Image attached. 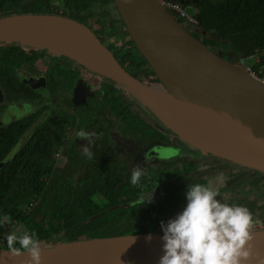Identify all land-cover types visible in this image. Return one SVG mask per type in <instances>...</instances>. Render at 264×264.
<instances>
[{"label":"trees","instance_id":"trees-1","mask_svg":"<svg viewBox=\"0 0 264 264\" xmlns=\"http://www.w3.org/2000/svg\"><path fill=\"white\" fill-rule=\"evenodd\" d=\"M46 1L0 0V18L25 13L58 14L55 12L56 6ZM71 1L69 5L76 20H80L84 12L98 11L113 3V0ZM190 4L197 9L198 26L195 28L211 35L204 37L203 43L207 47L213 50L220 45L228 46L239 60L257 56L258 61L252 71L263 76L264 0H190ZM58 6L65 9L66 3L60 0ZM63 16H68L67 10ZM180 22L188 28L185 19ZM195 37L199 39V35ZM31 53L37 52H28L18 44H0V88L9 94L16 90L25 92L29 88L18 79L17 70L31 64ZM139 55L140 60L147 63L140 52ZM149 70L153 72L150 66ZM136 73V69L130 70L132 76L137 77ZM74 78L67 77L71 80V89ZM104 80L99 95L108 115L124 125L122 131L126 145L129 141L136 148H143L156 141L158 134L157 130H153L155 125L145 123L140 107L133 103L135 100L124 96L120 87L112 81ZM130 102L135 108L131 107ZM43 112L42 109L0 128V217L9 218L0 226V236L3 235L0 248L8 249L7 244H3V237L7 233L5 227H12L16 234L34 232L40 241V248L94 238L162 233L160 222H167L183 210L190 184L215 186L208 179H193L189 175L208 164L204 159L199 161V165L194 164L187 157L179 161L184 168L180 182L182 186L177 189L169 186L166 194L158 197L151 194L163 180L172 181V167L176 162L161 164L158 173L152 171L146 178L141 176L135 185L130 183L132 173L127 157L121 159L113 155L105 159L88 178V158L82 154L81 159L74 160L66 171L62 168L63 160L61 163L56 154L63 148V156L70 155L71 149L65 144V130L74 120L69 115L65 118L58 113L51 114L27 137ZM164 137L170 141L165 134ZM164 137H161L162 140H166ZM24 139L20 150L10 158L12 150ZM73 151L78 152L77 149ZM198 156L201 158L203 155ZM235 182L229 181L228 185ZM254 185L255 189H264V176ZM150 199L151 202L147 203ZM222 200L245 206L252 212L253 226L250 231L264 229V204L251 197Z\"/></svg>","mask_w":264,"mask_h":264},{"label":"water","instance_id":"water-1","mask_svg":"<svg viewBox=\"0 0 264 264\" xmlns=\"http://www.w3.org/2000/svg\"><path fill=\"white\" fill-rule=\"evenodd\" d=\"M137 49L161 81L132 76L87 26L52 14L0 18V44L48 50L112 81L161 123L167 134L204 155L264 174V83L239 60L229 62L192 35L159 0H113ZM29 48V49H28ZM3 92L0 90V103ZM218 109L250 142L238 153L212 142L221 137L187 118ZM22 140L12 150L14 157ZM252 253L264 257V229L250 231ZM151 235L149 241L147 237ZM163 233H142L64 243L41 249V264H158ZM0 264H31L26 250L0 248Z\"/></svg>","mask_w":264,"mask_h":264},{"label":"flooded vegetation","instance_id":"flooded-vegetation-1","mask_svg":"<svg viewBox=\"0 0 264 264\" xmlns=\"http://www.w3.org/2000/svg\"><path fill=\"white\" fill-rule=\"evenodd\" d=\"M177 1L182 4L184 2L183 0ZM189 1L190 0L187 1L186 6H189ZM55 9V12L58 14L52 13V15L67 17L87 26L95 33L102 44L113 53L116 59L129 73L130 70L136 69V78L140 81L161 85V81L157 75L153 73L154 71L150 72L149 64L140 60L141 57L136 49L137 47L135 48L136 45L134 46L133 40L121 19L114 1L100 8L98 11L84 12L80 16V20L73 18L72 8L68 4L65 9L59 6H56ZM65 10H67L68 16H63ZM177 19L179 21L182 20L179 17H177ZM187 27L192 35H199V40L203 42L204 38L201 40L200 36V34L203 33L202 31L197 29L193 31L189 26ZM210 49L212 50V48ZM30 50L37 53H31V58H33L31 64L17 70V75L18 79L29 86L32 91L27 88L25 92L16 90L13 94H9L5 89L0 88L3 92V101L0 103V124L9 121L10 118L14 116V120L7 124L9 125L15 121L29 117L42 109L44 110L43 114L46 111L49 112L47 119L54 113L61 114L65 118L67 115L71 116L74 122L65 130L67 137L65 144H67V148L71 149L70 155L63 156L62 148L60 149L58 157L56 156L57 159H60L61 163L63 160L62 168L66 171L72 166L71 163L73 164L74 160L81 159L80 157L84 152V146L87 145L93 154L92 159L86 160V167L90 169L87 173L88 178H90V173L96 171L100 162L113 155L121 159L123 157L129 158L130 166H128V168L130 167V173L139 166L142 169V178H146L152 171L158 173V168H160L163 163L176 162V165L172 167L175 177H171L172 181L163 180L151 196L158 197L165 195L169 186L175 189L182 186L180 182L183 177L184 168L179 161L185 157L189 158L192 163L198 165L199 161L204 159L203 161L208 165L200 170L198 169L190 172L189 175H192L193 179L205 178L210 180L214 183V188L218 190V192L231 189L234 190L239 184L248 181V187L245 186L239 190L238 196L219 197L217 199H224L226 201L237 198L246 199L247 197H251L249 195L250 192L259 190L255 189L254 182L261 179L264 176L263 173L233 164L237 170H224L225 173L221 177L216 176L212 169L221 166L222 163H227L226 160L213 157L212 155L202 156L200 158V156H198L200 153L198 152H196L197 156H193L191 151L187 149L184 143L179 139H170L166 132L167 130L159 121L155 118V120H153L154 123L150 121L147 118L148 115L142 112V108L136 102L133 103L140 107L141 116L145 119V123L150 126H154L155 124L156 127H154L153 130H157L156 133L158 136L156 141L150 142L147 144V147L136 148L135 144L130 143L128 140L126 145L124 133L122 131L124 125L116 118L110 117L109 115L106 117L102 116L104 114V109H106L99 95L101 83L103 82L101 79H104L103 77L89 72L86 68L66 56L48 50H38L36 48H31ZM212 51L219 56L231 55L233 61L239 60L231 49L227 51V54L221 53L217 47ZM67 74L68 76H75L72 89L70 88L69 82L71 80L67 79ZM42 104H44L42 108L40 107V109L34 112L31 111L33 108ZM131 107L135 108V105L131 103ZM27 112L30 114L23 115ZM143 115H145L146 118ZM149 118L151 119V117ZM80 129L90 133L92 143L78 139L75 136V133ZM164 134L170 141L164 137ZM161 137H164L166 140H162ZM74 149H77L78 152H74ZM153 151L156 152L157 156H152L151 153ZM149 156L153 158L150 163L146 161V157L148 158ZM68 162L70 166H68ZM205 171H207L210 176L200 177L199 174ZM232 180L236 182L229 186L228 182ZM251 198L254 199L253 197Z\"/></svg>","mask_w":264,"mask_h":264},{"label":"clouds","instance_id":"clouds-1","mask_svg":"<svg viewBox=\"0 0 264 264\" xmlns=\"http://www.w3.org/2000/svg\"><path fill=\"white\" fill-rule=\"evenodd\" d=\"M75 136L92 143L90 133L83 129ZM83 154L92 159L87 145ZM141 175L142 169L137 166L130 183L137 184ZM185 195L187 203L183 210L167 222H160L164 254L158 264H249L252 212L245 206L217 199L219 192L211 186L190 184ZM8 220L7 216L0 217V226ZM3 239L12 254L26 250L31 264H41L40 241L34 232L9 231ZM147 239L150 241L151 235Z\"/></svg>","mask_w":264,"mask_h":264},{"label":"rangeland","instance_id":"rangeland-1","mask_svg":"<svg viewBox=\"0 0 264 264\" xmlns=\"http://www.w3.org/2000/svg\"><path fill=\"white\" fill-rule=\"evenodd\" d=\"M59 1H60V0H48V1H46V3H47V4H50L51 6H53V5H54V6H58ZM62 1H64V2L66 3V5H67V4L69 5V4L72 2L71 0H62ZM183 1H184L183 4H182L181 2H179V3H180L182 6H183V5L186 6L188 0H183ZM185 9H186L189 13H191V14H193V13L196 12L195 8H194L192 5L186 6ZM186 25H188L193 31L196 30V28H195L194 26H192V25H190V24H188V23H186ZM200 36H201V40H202L205 36H209V37H211V35H207L206 33H205V34H204V33H201ZM217 48H218L219 51H220L221 53H223V54H227V53H228L227 51L230 50V47H228V46H222V45L217 46ZM28 49H29V48H28ZM27 51L29 52V51H31V50L29 49V50H27ZM263 54H264V53H263ZM220 57H222L223 59H225V60H227V61H229V62H232V61H233V58H232L231 55H229V56L222 55V56H220ZM239 61H240V63H241L242 65H244V66H248V67L252 68V67L256 64V62L258 61V57L256 56V57H253V58L240 59ZM263 70H264V69H263ZM262 75H264V71H263ZM100 79H101V78H100ZM101 81H105V80H104V79H101ZM43 105H44V104H42V105H38L36 108H33L31 111L34 112V111L40 109V107L42 108ZM142 112H144L145 115H148L147 118H148L150 121H152V122L154 123L153 120H155V119L149 114V112H147L144 108H142ZM28 114H30V113L27 112V113H25V114H23V115H28ZM48 114H49L48 111H46V112L43 114V116L39 119V121L35 124V126L29 131L27 137H28L29 135H31L32 131L34 130V128H35L38 124L44 122V121L47 119ZM145 115H143V116L145 117ZM102 116H104V117L108 116V113H107V110H106V109H104V114H103ZM149 117H151V119H150ZM18 118H19V117H18ZM18 118H16V119H18ZM145 118H146V117H145ZM16 119H15V120H16ZM13 120H14V116H12V117L10 118L9 121H6L5 123H1V124H0V127L6 126L8 123L12 122ZM154 125H155V124H154ZM154 127H155V126H154ZM22 142H23V144H24L25 139L22 140ZM23 144H22V145H23ZM184 146H186V148L189 149V150L191 151V154H192L193 156H197V153H196L195 150H193L192 148H189L187 145H184ZM151 154H152V156H155V155H156V152L153 151ZM168 155H169V154H168ZM202 155H203V156H208V155H204V154H202ZM156 156H157V155H156ZM152 160H153L152 157H150V156H149L148 158L146 157V161H147V162L150 163V162H152ZM226 162H227V163H222L221 166H217V167H215V168L212 169V171L215 172L216 176L221 177V176L225 173L224 170H231V171H234L235 169L237 170V168L234 166V165H236V164L233 165V163H231V162H229V161H226ZM71 165H72V163H71ZM68 166H70V163H69V162H68ZM92 167H93V166H92ZM199 176H200V177H201V176L209 177L210 175H209V173H207V171H205V172H202L201 174H199ZM248 184H249L248 181H246V182L241 183V184H239L238 186H236V188H235L234 190L231 189V190H227V191H219V196H218L217 198H219V197H232V196H238V194H239L238 191L241 190V189H242L243 187H245V186L248 187ZM249 195H250L251 197H253L257 202L264 204V189H262V190H254V191L250 192ZM11 228H12V227H11ZM11 228L7 229L6 232H7V233H8L9 231L14 232V231H13V228H12V229H11ZM7 233H6V234H7ZM2 236H3V235H2ZM2 236H0V239L2 238ZM3 244H6V242H4Z\"/></svg>","mask_w":264,"mask_h":264},{"label":"bare ground","instance_id":"bare-ground-1","mask_svg":"<svg viewBox=\"0 0 264 264\" xmlns=\"http://www.w3.org/2000/svg\"><path fill=\"white\" fill-rule=\"evenodd\" d=\"M187 122L197 131L200 130L203 125L208 131L215 133V137H221L223 139V142L219 143L213 140L212 136H209L212 142L236 153H238L236 146L240 149H246L250 145V142L241 136V132L235 128L218 109H212L204 114L190 116L187 118ZM249 264H264V257L252 253Z\"/></svg>","mask_w":264,"mask_h":264},{"label":"built area","instance_id":"built-area-1","mask_svg":"<svg viewBox=\"0 0 264 264\" xmlns=\"http://www.w3.org/2000/svg\"><path fill=\"white\" fill-rule=\"evenodd\" d=\"M159 2L165 6L170 12H172L175 17H179L181 19H185L186 23L192 25V26H198V20L196 18V14H197V10L195 13L191 14L189 13L184 6H182L179 1H173V0H159ZM254 57V56H253ZM253 57H249V58H253ZM244 59V58H242ZM246 69L251 72L255 77H257L261 82L264 83V75L263 76H259L257 74H255L252 71V68L245 66ZM60 153V150L57 152V157ZM9 229V227H5V231Z\"/></svg>","mask_w":264,"mask_h":264}]
</instances>
